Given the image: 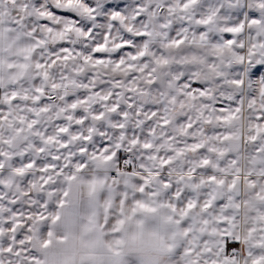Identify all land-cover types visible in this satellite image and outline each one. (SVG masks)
I'll return each instance as SVG.
<instances>
[{
	"label": "snow or ice",
	"instance_id": "snow-or-ice-1",
	"mask_svg": "<svg viewBox=\"0 0 264 264\" xmlns=\"http://www.w3.org/2000/svg\"><path fill=\"white\" fill-rule=\"evenodd\" d=\"M101 186L169 264H264V0H0V264H162L77 249Z\"/></svg>",
	"mask_w": 264,
	"mask_h": 264
},
{
	"label": "crops",
	"instance_id": "crops-1",
	"mask_svg": "<svg viewBox=\"0 0 264 264\" xmlns=\"http://www.w3.org/2000/svg\"><path fill=\"white\" fill-rule=\"evenodd\" d=\"M87 194L85 190V196ZM112 195L109 193L105 197L101 186L92 194L94 203L91 208L81 205V216L74 229V243L77 249L85 252V258H99L104 250L114 253L119 250L123 257L158 256L162 264L168 261L166 252L170 234H166L158 225V221L152 218L150 206L146 202L138 204L130 199L124 204V214L118 217L122 221L120 234L112 233L110 228H102L106 214L105 201H112ZM52 230L54 235L60 232L58 226H53ZM141 247L147 249L142 253L139 250Z\"/></svg>",
	"mask_w": 264,
	"mask_h": 264
},
{
	"label": "rangeland",
	"instance_id": "rangeland-1",
	"mask_svg": "<svg viewBox=\"0 0 264 264\" xmlns=\"http://www.w3.org/2000/svg\"><path fill=\"white\" fill-rule=\"evenodd\" d=\"M146 249H147V248H143V247H141L139 250H140V252L143 253V251L146 250ZM159 252H160V251H158V253H159ZM163 264H169V261H164Z\"/></svg>",
	"mask_w": 264,
	"mask_h": 264
}]
</instances>
